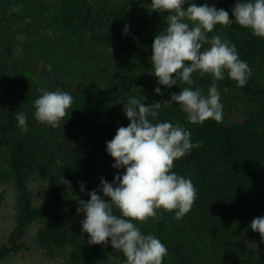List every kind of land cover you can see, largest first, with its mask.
I'll list each match as a JSON object with an SVG mask.
<instances>
[{
    "label": "trees",
    "instance_id": "trees-1",
    "mask_svg": "<svg viewBox=\"0 0 264 264\" xmlns=\"http://www.w3.org/2000/svg\"><path fill=\"white\" fill-rule=\"evenodd\" d=\"M195 2L229 10L236 0ZM150 4L0 0V209L6 189L15 193L14 225L0 243V264L30 250L25 238L40 222L35 245L50 260L125 264L110 243L89 245L81 232L83 215L76 209L80 199L89 197L80 192L79 182L91 191L101 178L112 182L117 174L106 141L129 124L123 114L129 97L152 104L185 87L206 93L213 82L195 73L192 85L160 86L163 95L155 94L159 85L152 76L151 46L166 27L167 14L152 12ZM125 25H130L127 35ZM217 34L235 44L251 76L244 87L227 77L217 82L220 122L192 125L176 105L159 110L154 122L179 123L191 131L193 143L202 141L173 169L190 177L197 190L190 211L180 220L161 213L137 225L166 245L163 264H264V243L250 229L254 218L264 216V39L238 25H217L209 37ZM42 90L67 91L73 97L60 127L34 119V101ZM17 111L27 114V132L15 126ZM33 180L48 182L49 201L43 206L33 203Z\"/></svg>",
    "mask_w": 264,
    "mask_h": 264
},
{
    "label": "clouds",
    "instance_id": "clouds-1",
    "mask_svg": "<svg viewBox=\"0 0 264 264\" xmlns=\"http://www.w3.org/2000/svg\"><path fill=\"white\" fill-rule=\"evenodd\" d=\"M150 8L162 16L167 14L166 27L154 37L151 46L152 76L159 85L155 94L163 95L160 86L170 89L181 81L192 85L195 73L211 76L213 82L206 93L199 87H185L172 93L169 100L152 104L129 97L123 104L129 124L119 127L115 136L106 141L105 151L114 161L112 168L117 174L112 182L101 178L99 186L91 191L79 182L80 192L89 197L87 201L80 199L76 209L77 215H83L81 232L87 234L89 245L110 243L126 258L125 264H163L168 254L166 245L153 234H144L137 225L161 213H173L180 220L196 199L192 179L173 169L176 161L200 147L202 141L193 143L191 131L179 123L154 122L159 110L176 105L192 125L222 121L217 82L227 77L244 87L252 70L240 58L235 44L221 35L209 34L217 25H238L264 39V0H236L229 10L218 9L214 3L198 6L195 0H151ZM129 31L130 25H125L123 34ZM72 103L73 97L67 91L42 90L34 101V119L48 127H60ZM14 118L15 126L27 132V114L17 111ZM250 229L259 233L264 243V216L254 218ZM250 246L257 247L255 242Z\"/></svg>",
    "mask_w": 264,
    "mask_h": 264
},
{
    "label": "rangeland",
    "instance_id": "rangeland-1",
    "mask_svg": "<svg viewBox=\"0 0 264 264\" xmlns=\"http://www.w3.org/2000/svg\"><path fill=\"white\" fill-rule=\"evenodd\" d=\"M33 203L36 206H43L48 203V182L46 180H33L31 183ZM1 192V189H0ZM15 193L12 188L5 191V198L0 209V243L5 239L7 234L14 225V206ZM42 222L33 224L25 238L29 251H22L15 256L10 257L2 264H61L58 261L50 260L35 245V237L38 228Z\"/></svg>",
    "mask_w": 264,
    "mask_h": 264
}]
</instances>
